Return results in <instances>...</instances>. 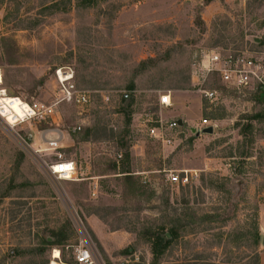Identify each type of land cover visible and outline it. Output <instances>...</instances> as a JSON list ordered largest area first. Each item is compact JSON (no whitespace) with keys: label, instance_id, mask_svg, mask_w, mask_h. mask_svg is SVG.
<instances>
[{"label":"rangeland","instance_id":"rangeland-1","mask_svg":"<svg viewBox=\"0 0 264 264\" xmlns=\"http://www.w3.org/2000/svg\"><path fill=\"white\" fill-rule=\"evenodd\" d=\"M80 2L0 0V97L52 105L61 69L91 94L45 120L0 117V264H76L80 247L95 264H153L147 236L172 227L159 264H264V0ZM212 51L252 56L261 80L210 77V101L199 64ZM205 120L214 133L197 137ZM58 153L75 181L50 175Z\"/></svg>","mask_w":264,"mask_h":264},{"label":"built area","instance_id":"built-area-1","mask_svg":"<svg viewBox=\"0 0 264 264\" xmlns=\"http://www.w3.org/2000/svg\"><path fill=\"white\" fill-rule=\"evenodd\" d=\"M199 68L203 73L200 91L210 101L216 100L219 94L217 89L205 88L210 77H216L225 87H232L234 89L245 88L254 79L261 80L259 77L261 66L255 62L252 56L246 55L245 53L224 55L219 51L206 52L202 56ZM57 77L60 85V95L54 104L45 105L38 102L28 103L21 98L9 97V100L19 101L23 116H15V114L6 113L2 108L3 105H0V117L9 123L10 126L15 127L32 120L52 118L54 114L59 113V105L64 102L72 103L78 107H85L91 103L90 92L78 89L74 82V75L71 72H65L63 69L58 70ZM159 103L165 107L172 106L171 96H160ZM148 118L147 123L152 124L149 131L150 136L156 139H163V122L154 121L151 115H149ZM154 124L158 125L154 126ZM209 125V121H203L199 127V131L211 127ZM168 126L170 129L179 128L176 120L168 123ZM78 129L79 131L81 130L80 127ZM49 145L53 147V150L58 149L59 141L56 140L49 143ZM56 157L57 160L48 167L50 175L57 180L75 181V175L77 174L76 163L74 161L65 160L60 153H58ZM118 158L122 159V155H119ZM189 181L190 178L187 174L184 177L173 173L167 176V182L171 185H187ZM75 259L76 264H95L91 251L86 247H80L76 250Z\"/></svg>","mask_w":264,"mask_h":264},{"label":"trees","instance_id":"trees-1","mask_svg":"<svg viewBox=\"0 0 264 264\" xmlns=\"http://www.w3.org/2000/svg\"><path fill=\"white\" fill-rule=\"evenodd\" d=\"M93 0H81L80 4L84 7H87V5L91 6ZM207 3H210V1H207ZM216 81V78H214ZM206 89H214L210 88L208 85L205 86ZM130 90H134V86L129 87ZM16 98V97H13ZM18 98V97H17ZM128 99V97L126 96ZM127 175H131L130 172L127 173ZM168 235L170 237H168ZM179 230L176 227H172L169 229L167 233L163 231V229H160L155 232V234H151V236H147V243L151 247V255L153 257V264H159L161 259L168 253V251L174 246V244L179 239ZM261 241L260 232L259 229L256 228L255 233L253 235V244L257 248H259ZM48 244L53 245V243H50L47 241ZM128 253V252H126ZM254 256L257 258V264H260V258L259 254L256 252ZM213 264V263H211Z\"/></svg>","mask_w":264,"mask_h":264},{"label":"bare ground","instance_id":"bare-ground-1","mask_svg":"<svg viewBox=\"0 0 264 264\" xmlns=\"http://www.w3.org/2000/svg\"><path fill=\"white\" fill-rule=\"evenodd\" d=\"M2 82H3L2 81V75H1V72H0V85H1ZM9 99L10 98L7 95H5V94L1 95V97H0V105H3L2 108L4 109V111L6 113L15 114V116H21L22 117L23 113H22V110L20 108L19 101L18 100L12 101V100H9ZM59 256H60L59 252H55V259L60 258ZM52 264H56L55 261Z\"/></svg>","mask_w":264,"mask_h":264},{"label":"water","instance_id":"water-1","mask_svg":"<svg viewBox=\"0 0 264 264\" xmlns=\"http://www.w3.org/2000/svg\"><path fill=\"white\" fill-rule=\"evenodd\" d=\"M128 98H130V97H128ZM177 124H178L179 127H183V125H184V121H183V120H178V121H177ZM191 132H192L193 134H195L197 137H199L201 134L212 135V134L214 133V129H213L212 126H211V127H208V128H205V129L202 130V131H199V130H197L196 128H191ZM168 237H170V236L168 235Z\"/></svg>","mask_w":264,"mask_h":264},{"label":"crops","instance_id":"crops-1","mask_svg":"<svg viewBox=\"0 0 264 264\" xmlns=\"http://www.w3.org/2000/svg\"><path fill=\"white\" fill-rule=\"evenodd\" d=\"M263 227H264V226L262 225L261 228L264 229Z\"/></svg>","mask_w":264,"mask_h":264}]
</instances>
